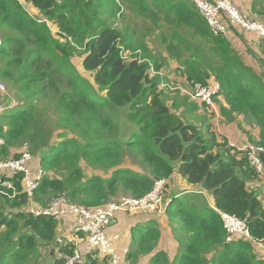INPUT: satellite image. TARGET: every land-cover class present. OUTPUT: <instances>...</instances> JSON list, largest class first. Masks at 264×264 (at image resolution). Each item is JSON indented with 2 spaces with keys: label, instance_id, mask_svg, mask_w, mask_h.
<instances>
[{
  "label": "trees",
  "instance_id": "obj_1",
  "mask_svg": "<svg viewBox=\"0 0 264 264\" xmlns=\"http://www.w3.org/2000/svg\"><path fill=\"white\" fill-rule=\"evenodd\" d=\"M189 2L0 0V80L18 100L5 101L10 109L0 116V160L34 156L46 173L34 195L42 209L58 196L87 209L142 200L164 181L176 256L159 251V225L146 221L132 227L127 258L134 264L143 257L148 264H264V184L244 154L173 111L153 76L164 69L192 86L214 79V102L222 97L228 106L223 117L257 125L255 145L264 147V85ZM126 8L141 26L120 20ZM153 35L161 37L160 56L145 45ZM125 45L137 53L130 61ZM177 177L195 191L170 195ZM23 181L0 173V264H66L75 248L68 239L58 243L62 218L31 213ZM221 214L247 220L251 238L231 237ZM83 259L110 264L99 253Z\"/></svg>",
  "mask_w": 264,
  "mask_h": 264
},
{
  "label": "built area",
  "instance_id": "obj_2",
  "mask_svg": "<svg viewBox=\"0 0 264 264\" xmlns=\"http://www.w3.org/2000/svg\"><path fill=\"white\" fill-rule=\"evenodd\" d=\"M195 8L208 24L212 34L215 37L226 36L229 27L238 28L240 31L255 33L264 39V20L258 22L250 19L247 15L241 13L231 0H191ZM219 86H201L194 84L188 95L194 101H201L211 109L216 116L217 123L220 122V116L214 108V98L219 92ZM0 116L8 109L5 100L8 97L5 85L0 80ZM14 105L15 102L13 101ZM12 105V106H13ZM11 106V107H12ZM5 141L0 136V150L4 147ZM245 155L250 168L258 175L264 184V148L250 144L237 148H231ZM34 156L25 152L18 159L0 160V173L13 177L17 174L24 176V189L31 200L30 211L35 216H46L52 218L74 217L76 219L75 232L81 235L79 243L74 245V253L67 259L66 264H86L83 257L88 253H99L101 257H108L110 264H134L128 260L130 253L126 248L123 252L126 260L122 259L120 250H116L115 241L107 234V228L113 223L119 212H140L165 213L168 203L165 202L166 183L158 181L155 183L153 191L142 200L127 199L122 205L100 207L96 209H87L75 205H70L65 196L52 198L46 207H34V195L41 181L45 178L44 170L32 169L30 167ZM224 229L231 237L251 238L247 220H240L234 216L221 214ZM74 242V241H70ZM61 244L62 241L58 240Z\"/></svg>",
  "mask_w": 264,
  "mask_h": 264
},
{
  "label": "crops",
  "instance_id": "obj_3",
  "mask_svg": "<svg viewBox=\"0 0 264 264\" xmlns=\"http://www.w3.org/2000/svg\"><path fill=\"white\" fill-rule=\"evenodd\" d=\"M186 1L189 2V0ZM231 2L237 7V9H239L241 13L247 15L250 19L258 22H263L264 0H231ZM195 11L197 12V15H200L196 8ZM220 37L225 38L230 47L239 55L242 60L241 63L246 66L248 77L252 78L253 76H255L264 85V39L260 38L255 33L240 31L235 27H229L226 36ZM172 68H174V66L172 67L171 65V68L169 70L171 71ZM169 73L174 74L172 72ZM160 77L162 79V82L166 81L163 75H160ZM210 85L219 86V84L216 83L214 79L210 81ZM190 88H192V85L190 86ZM183 100L188 103L190 98L183 96ZM193 102L199 103V106L201 108H205L206 110H208L207 106L201 101L193 100ZM214 105L216 106H214V108L217 114L220 116V122L215 124V120L217 122V118H215L216 116L214 117V114L208 107L210 109L209 112L212 116V123L208 125L207 131H211L218 137L222 138V140L227 143L229 148H232L233 146L241 148L253 143L254 145L257 144V142L260 140V128L257 125L247 122L243 115L234 114L232 120H228L227 117H223L221 113V107L228 108V106L226 105L222 97H220ZM188 111L193 112V110L184 108L176 111V113L183 117V114ZM233 151L237 152L235 149H233ZM30 167L32 169L38 168L40 170H43V168H41L37 162L31 161ZM176 184H180V187L171 190L170 195L173 192H175L176 194L178 192L192 193L193 191H195L191 187H189L185 183V181L180 179V177L176 178ZM259 187L260 185H257L256 190H258ZM138 213L140 212H119L117 213L113 223L109 226L108 231L110 233V236H112L116 243V250L118 251L120 250V248L127 246L130 251L132 243V227L135 224L137 225L138 223H143L146 221H155L158 223L159 230L161 232L159 251H165L171 259L174 258L177 253L178 245L172 236L169 225L167 224L168 222L165 217L166 212H158L154 216L137 215ZM75 228L76 219L74 217L62 218L59 227V240L68 239L69 241H74V245L78 244L81 235H78L77 232L74 231ZM148 262L149 257H143L140 260V263L142 264H148Z\"/></svg>",
  "mask_w": 264,
  "mask_h": 264
},
{
  "label": "rangeland",
  "instance_id": "obj_4",
  "mask_svg": "<svg viewBox=\"0 0 264 264\" xmlns=\"http://www.w3.org/2000/svg\"><path fill=\"white\" fill-rule=\"evenodd\" d=\"M126 13H123L125 16L121 17L120 20L125 21L126 22V17H128V20H132V21H137L138 24H140L141 26V21L140 18L137 17L136 15H134V13L130 10H127V8L125 9ZM33 13V12H32ZM121 22V21H120ZM132 27V25H130ZM154 36V37H153ZM150 39L147 40V44L145 43V45H148V50L150 49L152 51V53L156 54L157 56H160L163 51H164V46L160 43V36H155L153 35ZM142 43V40H135L134 43H132V47L137 48L138 45H140ZM123 49V54L124 57L126 58L127 61L132 60L136 54L135 52L131 51V49L126 48H122ZM149 50V51H150ZM139 53V52H138ZM162 61V58H159ZM74 62L76 63V65L78 66L79 70L83 73V75L93 81L91 79V74L90 73H86L83 71L82 66H81V59L80 58H76L74 59ZM160 75H163V77L165 78L166 81L162 82V86H161V93H162V99L165 101V103L170 106L172 108L173 111H179L181 109L187 108L189 110H193V112L188 111L185 112V114H183V120L185 122H187L188 124H194L198 127H200L202 129V132L204 134H206L207 132V127L208 125H210L212 123V116L210 114V109L207 107L208 110H206L205 108H201L199 106V103L197 102H193V100L191 99V97L188 95L189 92H191V88L190 86L192 84H188L187 82H185L181 77H179L176 74H170L169 72H165L163 69V72L160 74H153V76L156 77H160ZM245 75V74H244ZM163 78V79H164ZM2 83L5 85L6 91H7V95L8 97L6 98L5 101H9V103H12L13 101L15 103H18V100L15 96V93L10 89V86L7 82L2 80ZM184 97H189L190 100L189 102H185V100H183V96ZM8 103V104H9ZM215 106V105H214ZM216 107V106H215ZM215 117V115H214ZM216 118V117H215ZM215 124H217L216 120H215ZM32 162H35L32 161ZM180 187V184H175L174 189ZM130 199L129 197H121L119 198V201H124ZM118 202H113V203H118ZM123 204V203H122ZM121 204V205H122ZM156 213H148V215H154ZM137 215H147V214H142V213H138ZM109 228V227H108ZM107 228V234L110 235L109 231ZM116 244V243H115ZM128 248L127 246H124L122 248H120V253H122V259L125 261L126 260V256L124 254V250Z\"/></svg>",
  "mask_w": 264,
  "mask_h": 264
},
{
  "label": "bare ground",
  "instance_id": "obj_5",
  "mask_svg": "<svg viewBox=\"0 0 264 264\" xmlns=\"http://www.w3.org/2000/svg\"><path fill=\"white\" fill-rule=\"evenodd\" d=\"M4 141H5V140H4ZM123 202H124V201H120V202H118V203H110V204H108L107 206H109V205H112V206H119V205H121ZM107 206H105V207H107Z\"/></svg>",
  "mask_w": 264,
  "mask_h": 264
}]
</instances>
